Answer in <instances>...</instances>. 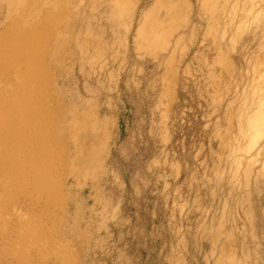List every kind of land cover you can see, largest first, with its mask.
<instances>
[{
	"label": "rangeland",
	"instance_id": "374dc122",
	"mask_svg": "<svg viewBox=\"0 0 264 264\" xmlns=\"http://www.w3.org/2000/svg\"><path fill=\"white\" fill-rule=\"evenodd\" d=\"M263 16L0 0V264H264Z\"/></svg>",
	"mask_w": 264,
	"mask_h": 264
},
{
	"label": "bare ground",
	"instance_id": "6f19581e",
	"mask_svg": "<svg viewBox=\"0 0 264 264\" xmlns=\"http://www.w3.org/2000/svg\"><path fill=\"white\" fill-rule=\"evenodd\" d=\"M130 1V0H129ZM8 2V1H7ZM131 2H133V1H131ZM261 2V1H260ZM16 4V3H15ZM204 5V4H203ZM50 9V8H49ZM51 9H53V7L51 8ZM33 10V9H32ZM57 15H59V14H55V12H54V9H53V11L52 10H46V11H44L43 12V17L45 18V20H46V22L49 24V26H48V28H53L54 27V25H55V20H56V17H59V16H57ZM258 16V15H257ZM62 17V16H61ZM264 17V16H263ZM60 19V18H59ZM253 20V19H252ZM37 24V23H36ZM153 25H151V27H152ZM87 27V26H86ZM156 28H157V26H156ZM155 27L154 28H151L150 29V32H152L153 31V29H156ZM160 28H161V26H160ZM162 29V28H161ZM161 31V30H160ZM154 32V31H153ZM152 32V33H153ZM151 34V33H150ZM155 34V33H154ZM141 35V34H140ZM153 35V34H152ZM47 36V35H46ZM151 36V35H150ZM149 36V37H150ZM159 36V35H158ZM148 36H146V38H147ZM152 37V36H151ZM153 38V37H152ZM152 39L150 38V41H151ZM158 41V40H157ZM145 42V41H144ZM160 44V43H159ZM261 110V109H260ZM51 111V110H50ZM49 111V112H50ZM53 113H51V115H52ZM38 115V114H37ZM39 115H40V113H39ZM38 115V116H39ZM42 115V114H41ZM50 115V114H49ZM36 116V115H35ZM41 117V116H40ZM36 119V118H35ZM262 119V118H261ZM53 126V125H52ZM53 129H55V126H54V128ZM44 135V134H43ZM41 194V193H40Z\"/></svg>",
	"mask_w": 264,
	"mask_h": 264
}]
</instances>
